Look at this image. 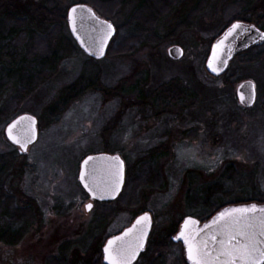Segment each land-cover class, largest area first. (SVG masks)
<instances>
[{
	"label": "rangeland",
	"instance_id": "374dc122",
	"mask_svg": "<svg viewBox=\"0 0 264 264\" xmlns=\"http://www.w3.org/2000/svg\"><path fill=\"white\" fill-rule=\"evenodd\" d=\"M161 1L0 0V213L11 202L34 213L18 244L0 242V264H53L66 244L64 264H96L95 248L142 212L153 227L136 264H184L172 238L185 217L203 221L221 207L264 199V46L248 54L256 58L251 63L233 61L223 77L205 70L211 44L230 20L263 16L264 0ZM79 3L115 27L101 61H90L70 37L67 11ZM10 15L19 20L11 23ZM260 21L254 24L264 31ZM31 31L36 44L49 37L36 59L24 57ZM61 38L76 52L60 53ZM172 46L183 50L179 61L167 56ZM245 80L255 86L249 109L236 99ZM178 91V104L161 101ZM24 113L37 118L39 136L20 155L4 129ZM101 153L124 161V188L111 208L93 203L86 211L91 202L78 182L80 163ZM10 222L0 217V229Z\"/></svg>",
	"mask_w": 264,
	"mask_h": 264
},
{
	"label": "water",
	"instance_id": "95a60500",
	"mask_svg": "<svg viewBox=\"0 0 264 264\" xmlns=\"http://www.w3.org/2000/svg\"><path fill=\"white\" fill-rule=\"evenodd\" d=\"M66 20L71 38L77 47L93 60L104 59L116 34L113 24L103 19L86 4H75L69 7ZM108 25L112 27L109 28ZM233 25L238 27L233 28ZM263 43L264 32L254 25L232 23L212 43L205 62L206 72L212 77L224 75L238 54ZM167 56L173 61H179L183 57V50L178 46H172L167 50ZM236 98L241 107H252L255 103L254 84L244 81L238 85ZM4 134L11 145L19 148L20 153H24L38 139L37 120L32 115L22 114L7 124ZM22 144L23 147H21ZM79 182L91 201H114L124 184V162L118 155L89 156L81 163ZM89 204L85 206L86 211H90ZM262 210H264V204L252 203L224 207L204 223H200L193 217H185L172 242L182 246L185 264H194L198 247L201 249L199 257L201 264H223L228 257L217 259L222 247L231 248L237 245V242L240 244L245 242L243 237L236 235L234 229L235 239L231 240L230 244L222 245L221 241L228 240V236L224 233V224L226 221L231 223L233 220H240L241 223L247 221L253 224L251 231L256 234L255 238L259 242L257 247L264 250V235H261L264 231V224H262L264 211ZM221 214L225 215L221 217ZM144 217L147 219H142ZM152 224L151 215L142 213L128 228L109 238L102 247L103 264H109L107 256H111L113 260H120L121 264H134L145 250ZM109 241H113L111 246ZM190 245L193 248V259H189ZM105 248H109L108 253L105 252ZM204 252L207 255H203ZM256 257L258 260L261 259L259 253Z\"/></svg>",
	"mask_w": 264,
	"mask_h": 264
},
{
	"label": "trees",
	"instance_id": "16d2710c",
	"mask_svg": "<svg viewBox=\"0 0 264 264\" xmlns=\"http://www.w3.org/2000/svg\"><path fill=\"white\" fill-rule=\"evenodd\" d=\"M164 1L167 2L168 0H162L160 3L162 4V2H164ZM245 1L247 3H249L248 0H245ZM251 1L252 0H250V2ZM247 12H249V10ZM42 14H44V12H42ZM263 17L264 16L255 17V19H256V21H257L258 24L261 22L260 21L261 19H264ZM62 18H64V17H62ZM6 19H8V21H11V23H14V24L17 22V20H19V19H16L13 15L7 16ZM237 20L248 21L247 18H245V15H242L241 17L238 16V15H236V17H233V19H231L230 22L233 23L234 21H237ZM22 22H24V21L23 20L22 21L20 20V23H22ZM27 23H28V20H27ZM19 28H20V25H17L16 27L11 28L13 34H15L19 30ZM31 32L34 35V32L33 31H31ZM34 38H35V35H34L33 39L32 38L30 39V43L32 42L33 46L30 47V50L27 49L26 52H25L26 54H25L24 57H26L28 59H36V56L37 55L40 56V55H42V53L44 51H46L44 49V48H46V46L43 47L42 45L46 44V41L49 39V37H46V39H45L44 42H41V40H40V42L38 44L35 43L36 38L35 39ZM61 42L64 43L66 47H64V48L62 47L63 50L62 49H59V52L60 53H65L64 51H66V52L69 51L71 54H73V53L76 52L74 50V47L73 46L71 47V45L69 43V40L64 39V38H61ZM0 50H1V45H0ZM109 52H110V50H109ZM248 54L240 55L239 58H238V60L241 59V61H243L245 63H247V62L248 63H251V62H253V61L256 60V58H254V57H252L250 59L249 56H248ZM90 61H92V60H90ZM45 62H46V69H52V67L54 68V66L56 64V61L54 60L53 57L47 58V61L45 59ZM92 62H94V61H92ZM243 62H241V63H243ZM43 70L44 69L40 70V72H44ZM33 83L24 85V86H22V88L25 87L26 89H28V88H30L33 85ZM77 87H78V84H75L74 88L73 89H70L71 91L69 90L66 93H68V95H69V94L75 92V90L77 89ZM166 93L169 94V93H171V91L167 90ZM177 93H180V94L172 95V96H168V97H166V95H165V96L160 97V99H165V100H161V101L162 102L167 101L169 104H172V103H173V105L178 104L182 100V98H184V97L181 96L182 95L181 94L182 92H179L178 91ZM68 95H64L66 99H67ZM156 101L157 100H155V102ZM0 115H1V113H0ZM152 158H150V159H152ZM149 162H148V164H145V165L146 166L147 165H150ZM4 165H5V163H3V161L0 159V186H1L2 179L4 178V172H5L4 169H3ZM1 197L2 196H1V187H0V204H1V200H2ZM112 203L113 202H110V203H97V204H98V207L111 208V204ZM248 203L264 204V199L260 200L258 198H254V199L251 198V199H245L243 201L237 202V204H248ZM12 204H13V202L2 206V210H1V213H0V217L1 218H3V217H9L10 218V221H11L8 227H6L5 229H3V228L0 229V242H4L7 245H16V244H18L20 242L21 238L26 233V231L29 228V226L32 224V223H30L31 221L29 220V217H30L31 214H32V216L34 214L33 211H32V209L29 208L28 206L25 207L24 209H21V208H16V209L13 208L12 209V206H13ZM8 206H9V208H8ZM221 208H223V207H221ZM27 211H29L28 212L29 214H27ZM110 213H112V212L110 211ZM211 217H212V215L210 214L208 217L206 216L204 220H208ZM204 220L203 221L200 220V221L201 222H204ZM105 224H106V222H102V225L103 226ZM91 242H93V241H91ZM91 242H89V243H91ZM79 244L81 245V243H79ZM69 245L70 244H66L61 249L62 258L57 259L53 264H64L63 262H64V259H65L66 251H68V249H69ZM81 246H82V249L85 250V248H86L87 245L82 244ZM89 247L90 246H88V248ZM100 251H101L100 248L99 247L98 248L96 247L95 250H94V252H93L94 259L97 262L96 264H103L102 263V258H101V252Z\"/></svg>",
	"mask_w": 264,
	"mask_h": 264
},
{
	"label": "snow or ice",
	"instance_id": "6c2138e0",
	"mask_svg": "<svg viewBox=\"0 0 264 264\" xmlns=\"http://www.w3.org/2000/svg\"><path fill=\"white\" fill-rule=\"evenodd\" d=\"M75 11V9H73ZM111 28V25H108ZM238 27V25H233V28ZM11 131V128H10ZM23 147V144L21 145ZM92 205L89 204L88 208L91 209ZM264 211V210H262ZM225 214H221L223 217ZM142 219H147L146 217ZM139 223V221H138ZM264 224V221H262ZM236 230V235H240L244 238V243L240 244L237 242V245L232 246L231 248L222 247V249L218 252L217 259L220 257H228L223 264H262V260H264V250L257 247L259 243L255 238V232L251 231L253 229V224L245 221L241 223L240 220H233L230 222H225L224 224V233L228 236L227 241H221L222 245L230 244L231 240L235 239V235H233V230ZM183 235V233L181 234ZM261 235H264V231L261 232ZM215 239V237H213ZM187 243V241H186ZM113 244V241H109V246ZM189 259H193V248L189 246ZM105 252H109V248H105ZM259 253V257L261 259H257L256 254ZM197 259H195L194 264H201V260L199 259L201 255V249L198 247L196 249ZM203 255H207L206 252ZM109 259V264H121L120 260H113L111 256H107Z\"/></svg>",
	"mask_w": 264,
	"mask_h": 264
},
{
	"label": "flooded vegetation",
	"instance_id": "af4514ba",
	"mask_svg": "<svg viewBox=\"0 0 264 264\" xmlns=\"http://www.w3.org/2000/svg\"><path fill=\"white\" fill-rule=\"evenodd\" d=\"M264 16V15H263ZM264 18V17H263ZM237 21H239V22H242V23H251V24H253V23H255V19L254 20H248V21H241V20H237ZM263 21H264V19H263ZM256 24V23H255ZM254 24V25H255ZM257 25V24H256ZM255 25V26H256ZM264 46V44L262 45V46H254V47H252V48H250L249 50H247L246 52H244V53H241V54H238L236 57H235V59H237L240 55H244V54H248V53H250V52H255L256 50H259L260 48H262ZM188 96H186V98H187ZM18 150V149H17ZM18 153H19V150H18ZM124 178H125V174H124ZM122 231H120L119 233H117V234H115V235H118V234H120ZM115 235H112V236H110V237H113V236H115ZM110 237H108V238H110ZM107 238V239H108ZM106 239V240H107ZM106 242V241H105ZM148 242V241H147ZM148 244V243H147ZM104 245V244H103ZM146 247H147V245H146ZM100 252H101V258H102V247L100 248ZM146 250V249H145ZM144 253V252H143ZM143 253L140 255V257L137 259V261L134 263V264H136L138 261H139V259L141 258V256L143 255Z\"/></svg>",
	"mask_w": 264,
	"mask_h": 264
}]
</instances>
